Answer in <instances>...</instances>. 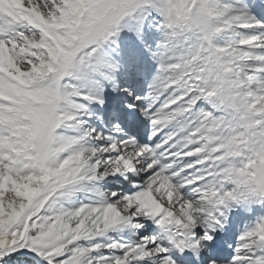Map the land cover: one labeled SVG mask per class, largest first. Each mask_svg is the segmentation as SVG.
Returning <instances> with one entry per match:
<instances>
[{"label":"snow or ice","instance_id":"6c2138e0","mask_svg":"<svg viewBox=\"0 0 264 264\" xmlns=\"http://www.w3.org/2000/svg\"><path fill=\"white\" fill-rule=\"evenodd\" d=\"M0 264H264V0H0Z\"/></svg>","mask_w":264,"mask_h":264}]
</instances>
